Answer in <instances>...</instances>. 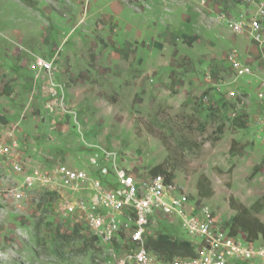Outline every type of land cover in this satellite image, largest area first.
I'll use <instances>...</instances> for the list:
<instances>
[{"label": "rangeland", "instance_id": "obj_1", "mask_svg": "<svg viewBox=\"0 0 264 264\" xmlns=\"http://www.w3.org/2000/svg\"><path fill=\"white\" fill-rule=\"evenodd\" d=\"M91 2L0 0V132L20 130L27 160L84 168L98 145L118 151L137 175L174 166L189 197L227 224L235 214L230 196L249 207L264 196V42L231 31L224 16L241 17L238 0H119L142 30L124 37L111 13L90 19ZM231 55L252 72L236 75ZM37 57L52 61V75L27 70ZM51 82L62 86L76 120L54 103ZM229 91L238 97L228 100ZM233 139L235 148L244 145L234 154ZM202 175L210 197L199 192ZM56 209V197L35 192L0 203V264H119L120 244L98 247L80 224L74 234L77 223ZM252 213L264 222L263 199ZM158 227L156 236L191 239L179 223Z\"/></svg>", "mask_w": 264, "mask_h": 264}, {"label": "built area", "instance_id": "obj_2", "mask_svg": "<svg viewBox=\"0 0 264 264\" xmlns=\"http://www.w3.org/2000/svg\"><path fill=\"white\" fill-rule=\"evenodd\" d=\"M238 5L239 19L224 16L231 31L264 42V0H238ZM231 59L236 75L252 72L236 56ZM31 68L47 75L54 70L52 61L42 57L34 59ZM49 89L54 103L76 120L78 113L65 101L62 86L51 82ZM227 96L238 97L234 91ZM258 98L264 100V88ZM18 133L15 126L0 132V203L18 204L27 192L54 193L57 212L82 225L94 244L113 251L116 244L122 246L119 264H264L263 243L231 235L219 215L209 205L194 202L175 178L169 180L162 173L137 175L121 163L118 151L98 145H91L96 149L84 168L27 160ZM7 167L10 174L4 173ZM162 220L180 224L191 238L184 241L195 247V256L165 260L147 247L146 239L156 236Z\"/></svg>", "mask_w": 264, "mask_h": 264}, {"label": "trees", "instance_id": "obj_3", "mask_svg": "<svg viewBox=\"0 0 264 264\" xmlns=\"http://www.w3.org/2000/svg\"><path fill=\"white\" fill-rule=\"evenodd\" d=\"M0 119L3 120L1 116ZM240 125H242V123ZM237 144V140L233 139L230 149L232 154L235 152L237 153V151L244 148V145H241L239 148H235ZM262 167V163L256 164L249 178L252 179L257 173H259ZM150 171L152 174H165L167 179L170 180L174 178L175 168L174 166L169 167L165 163H162L154 166ZM199 192L204 197H210L214 193L211 187V181L206 175L201 176L199 181ZM42 195L48 196L45 194ZM49 195L52 198L55 197L54 193H50ZM262 199L264 200V196L257 199L251 207H248L235 196H230L229 205L235 211V214L233 215L231 221L225 224V226L231 235H243L248 241H257L258 239H261L262 243L264 244V222L258 216L252 213L253 208L261 206ZM76 226L77 227L74 228L73 233L78 235L80 227L78 223ZM146 245L155 252L163 254L165 260H170L177 256L192 257L196 255L195 247L191 245L190 242L179 240L176 237H172L168 234L149 236L146 239Z\"/></svg>", "mask_w": 264, "mask_h": 264}, {"label": "crops", "instance_id": "obj_4", "mask_svg": "<svg viewBox=\"0 0 264 264\" xmlns=\"http://www.w3.org/2000/svg\"><path fill=\"white\" fill-rule=\"evenodd\" d=\"M101 2L104 3V6L99 4L100 0H92V2H91V10H90V12L88 14L90 19L93 20L94 18H97L100 15V13L102 12V10L104 11V13H106V11H107V13H111L116 18V19L113 20V22L119 23V26L121 27V32H120L122 34L121 36L124 37V35H126L128 33H133V32L136 33L137 31L141 34L142 30H141V28H139L138 22H135L136 23L135 24V23H132L130 21V20L138 21L139 18H140V17H138V14H134L129 9H126V7L123 6L124 4L119 2V0H101ZM100 24H101V26H103V25L107 24V21H104V22H102ZM137 38H136V40H138V43L141 46L140 47L137 46L136 49H135L136 52H134V53H136L137 56H140L141 55L140 50L143 47L144 42L140 39V37L137 36ZM239 39L244 40V41H250L251 40L250 37L247 36V35H241V37ZM237 40L238 39L236 38L235 42ZM252 41H254V40H252ZM149 46H150V44L147 47H149ZM109 48H110V51L111 50L114 51V50L117 49L116 46H113V44L109 45ZM250 50H252V49H250ZM251 53H252V51H251ZM251 53L249 54V56L252 55ZM44 59L47 60V58H44ZM139 60L142 62L141 59H139ZM32 63H33V61L31 63H29V64L27 63V66H26L27 70L29 72H37L38 74H41L43 77H46L47 74L44 73L42 70L38 71V70L32 69L31 68ZM20 67H22V66L20 65ZM230 68H231V64H230ZM226 97H228V96H226ZM227 99L229 100V98H227ZM1 121L2 122L0 123V126L2 128V126H4V123H3L4 122V118ZM1 128H0V130H1Z\"/></svg>", "mask_w": 264, "mask_h": 264}]
</instances>
